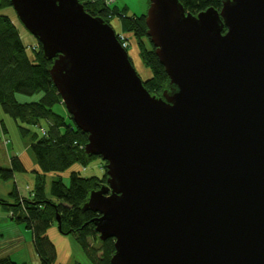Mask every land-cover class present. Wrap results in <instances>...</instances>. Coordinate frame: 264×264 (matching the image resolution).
<instances>
[{
	"label": "water",
	"instance_id": "water-1",
	"mask_svg": "<svg viewBox=\"0 0 264 264\" xmlns=\"http://www.w3.org/2000/svg\"><path fill=\"white\" fill-rule=\"evenodd\" d=\"M11 4L54 60L86 153L106 163L85 209L114 240L111 264H264V0L198 15L150 0L147 36L170 79L162 97L79 0Z\"/></svg>",
	"mask_w": 264,
	"mask_h": 264
},
{
	"label": "trees",
	"instance_id": "trees-1",
	"mask_svg": "<svg viewBox=\"0 0 264 264\" xmlns=\"http://www.w3.org/2000/svg\"><path fill=\"white\" fill-rule=\"evenodd\" d=\"M79 1L90 15L102 18L112 27V21L118 18L121 21L118 32L114 29L117 35L119 32L128 37L133 34L139 40L140 57L153 73L144 86L152 96L162 97L170 89V79L147 36L146 15L130 16L128 7L121 9L107 4L108 0ZM179 1L187 13L198 15L211 8L220 11L225 0ZM7 9H13L11 0H0V108L19 124L24 137L31 134V127H41L42 120L49 123L50 129L41 138L33 137L31 150L38 170L34 171L37 182L31 193L21 195L14 182L16 173L26 172L19 158H11V168L0 164V206L11 221L23 224L22 227L33 233L32 244L40 264H55L56 247L46 234L57 223V217L61 221L60 231L73 235L90 264H111L115 254L114 240L100 239L95 223L100 215L85 209L91 193L106 185L108 176L84 178L80 171H73L76 165L85 168L101 158L86 153L88 135L76 128L72 118L54 111L55 106L62 104L50 73L54 60L45 56L37 38L34 37L36 42L30 47L24 44L18 26L2 13ZM40 93L42 97L33 103H19L16 98V94L33 97ZM1 124L4 137L6 126L3 121ZM103 165L106 173V163ZM65 177L70 179L69 185L64 182ZM98 240L101 241L100 249L91 244V241ZM0 264L17 263L6 255L0 257Z\"/></svg>",
	"mask_w": 264,
	"mask_h": 264
},
{
	"label": "rangeland",
	"instance_id": "rangeland-1",
	"mask_svg": "<svg viewBox=\"0 0 264 264\" xmlns=\"http://www.w3.org/2000/svg\"><path fill=\"white\" fill-rule=\"evenodd\" d=\"M111 2V5L118 6L121 9L126 7H130V16L137 15L142 16L146 15L149 9V0H108ZM132 9V10H131ZM5 15H8L12 21L18 26L20 35L24 44L28 47L32 45V43L36 42V39L24 28V26L20 23L16 13L13 9H7L2 12ZM121 23V21H120ZM112 25L114 29L118 32L117 27V19L112 21ZM131 39V48L128 50L130 59L133 62V65L142 78L144 83L152 78L153 73L152 70L142 61L140 57V48H139V40L133 36V34H129ZM147 46L150 47V42H147ZM32 55L31 51L29 50ZM42 93L39 95H35L33 97H27L21 94H16V98L19 103H33L39 101L42 97ZM54 111L56 114H60L65 116L67 113L66 108L60 104L55 106ZM0 120L3 121L4 125L7 127L8 132L3 137V132L0 130V164L4 168H11L10 162L11 156H15V158H19L24 165L26 172L25 173H16V178L19 181L25 182L26 177L35 176L34 171L38 170L36 158L31 150V145L33 142V137L37 135L39 138L44 135V130L50 129V125L46 120H42L40 125L41 127H31V134L24 137L19 129V124H17L11 117L6 115L2 109L0 108ZM0 121V129L3 130V125ZM5 139V141H4ZM10 156V158H9ZM103 161L102 160H94L89 165H85V168L81 165H76L73 167V171H80L82 177L91 178V177H102L105 175V171L103 169ZM67 176V173H64ZM64 182L69 185L70 179L68 177L63 178ZM30 187L28 184L24 185V188ZM33 190V189H32ZM30 191V193L32 192ZM6 214V215H5ZM0 215L4 218V220L0 223V257H4L6 255L10 256L13 262L17 264H28L26 263V257L29 259L30 256L33 260L39 262L38 255L35 249L32 248V242L27 240V237H24L20 234V227L17 226L16 223H12L8 221V214L0 209ZM7 216V217H6ZM8 221V222H7ZM10 222V223H9ZM57 222V221H56ZM58 223V222H57ZM55 224V227L58 230V224ZM30 231V230H29ZM27 231L26 228L23 229V232L28 235L29 240L31 239L30 232ZM59 234L62 235L66 239V243L68 244V252L75 255V257H80V259L76 263L80 264H90L88 260V256L83 254L80 251V247L76 243L75 249H72V244L69 243L68 240L73 239V235L64 234L59 230ZM65 244V243H64ZM92 246L99 248L101 247V241H91ZM66 245V244H65ZM62 252V249H60ZM101 255L100 251L98 252ZM30 255V256H29ZM40 263V262H39Z\"/></svg>",
	"mask_w": 264,
	"mask_h": 264
},
{
	"label": "crops",
	"instance_id": "crops-1",
	"mask_svg": "<svg viewBox=\"0 0 264 264\" xmlns=\"http://www.w3.org/2000/svg\"><path fill=\"white\" fill-rule=\"evenodd\" d=\"M128 9L130 10V7H128ZM119 26H120V21H117V27H119ZM66 115L67 114H65V116ZM5 129H6V133H7L8 132L7 127H5ZM11 157H14L15 158V156H11ZM9 158H10V156H9ZM8 161L10 162V165H11V159H9ZM15 181L17 183V187H18V190H19L20 194L21 195H28L30 193V191L35 187L36 182H37V179H36V175L33 176V177L32 176H30V177L28 176V177H26V181L25 182H22V181H19L16 178V176H15L14 182ZM26 184H28L30 187H28V188L25 189L24 188V185H26ZM3 197H7V196H2L1 198H3ZM0 209L5 212V209L2 208L1 206H0ZM8 219H9V216H8ZM3 220H4V218L0 215V223ZM8 221H11V220L9 219ZM11 222L12 223H16V222H13V221H11ZM17 226L20 227V234H22L24 237H27V240L29 242H32L33 233L30 231L31 232L30 233L31 234V239L29 240L28 235H26L23 232V229H24V227H22L23 224L17 222ZM46 235L51 240V242L53 243V245L56 247L57 256H56L55 264H80V263H76L80 259V257H77V256L75 257V255H73V254H71V253L68 252V244L66 243V239L67 238H64L62 235H60L59 232H58V230H57V228L55 226L52 227L47 232ZM68 241H69V243L72 244V249H75V247L78 248V246H76V241H75L74 238L72 240H68ZM32 248H33V246H32ZM60 249H62V252L60 251ZM39 262H40V260H39ZM39 262L37 261V259L36 260H33L31 258V256H30L29 259L26 257V263H28V264H40ZM87 264H89V263H87Z\"/></svg>",
	"mask_w": 264,
	"mask_h": 264
},
{
	"label": "built area",
	"instance_id": "built-area-1",
	"mask_svg": "<svg viewBox=\"0 0 264 264\" xmlns=\"http://www.w3.org/2000/svg\"><path fill=\"white\" fill-rule=\"evenodd\" d=\"M107 4L111 5V2L108 1ZM116 19H118V18H116ZM117 38L119 40V43H120L121 47L124 50L128 51L131 48V39H130V37L127 36V34L119 32L118 35H117ZM44 134L46 135L45 131H44Z\"/></svg>",
	"mask_w": 264,
	"mask_h": 264
},
{
	"label": "clouds",
	"instance_id": "clouds-1",
	"mask_svg": "<svg viewBox=\"0 0 264 264\" xmlns=\"http://www.w3.org/2000/svg\"><path fill=\"white\" fill-rule=\"evenodd\" d=\"M150 6V5H149ZM118 21H120V20H118ZM114 29V28H113ZM117 35V34H116ZM128 52V51H127ZM62 105L65 107V105L62 103ZM66 108V107H65ZM67 115H66V117H68V112L66 113ZM70 116V115H69ZM71 117V116H70ZM45 132H47L46 130H44ZM7 141H8V139L7 138H5Z\"/></svg>",
	"mask_w": 264,
	"mask_h": 264
}]
</instances>
